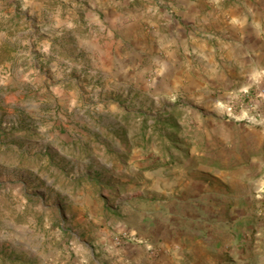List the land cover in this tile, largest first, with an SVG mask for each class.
I'll return each mask as SVG.
<instances>
[{
    "label": "rangeland",
    "instance_id": "rangeland-1",
    "mask_svg": "<svg viewBox=\"0 0 264 264\" xmlns=\"http://www.w3.org/2000/svg\"><path fill=\"white\" fill-rule=\"evenodd\" d=\"M164 6L0 0V264H61L82 241L138 244L150 226L167 245L152 256L209 230L225 241L216 264H264L246 228L264 206V88L210 93L157 79L158 53L124 61L153 30L140 17Z\"/></svg>",
    "mask_w": 264,
    "mask_h": 264
},
{
    "label": "crops",
    "instance_id": "crops-1",
    "mask_svg": "<svg viewBox=\"0 0 264 264\" xmlns=\"http://www.w3.org/2000/svg\"><path fill=\"white\" fill-rule=\"evenodd\" d=\"M146 12L149 19L141 15L139 20L148 22L153 30L142 37V44L141 40L133 44V53H126L124 61L135 63L142 53H158L157 79H199L213 89L210 93L221 89L222 84L235 85L234 79H243L238 82L242 84L240 90L250 88L253 83L264 88V78L259 72L254 73L264 63H253L254 58L264 57V0H165L163 8ZM145 47L150 51H145ZM219 97L215 95L213 99ZM249 112L241 111L247 118L252 116ZM227 188H233V182ZM249 218L247 231L254 229L264 241V206L255 211L254 220ZM197 236H187L185 249L171 254L163 249L152 256L148 249L166 245V240L159 241L155 226L138 232V244L115 246L105 233L95 242L82 241L84 248L75 246L74 259L61 264H179L180 260L185 264H216L225 241L211 235L209 230L204 236Z\"/></svg>",
    "mask_w": 264,
    "mask_h": 264
},
{
    "label": "built area",
    "instance_id": "built-area-1",
    "mask_svg": "<svg viewBox=\"0 0 264 264\" xmlns=\"http://www.w3.org/2000/svg\"><path fill=\"white\" fill-rule=\"evenodd\" d=\"M257 96H258V97H264V90L259 91L258 94H257ZM229 110H230V109H229ZM123 237H125L124 234L122 235L121 238H123ZM129 237H130V236H129ZM130 239H132V238H130Z\"/></svg>",
    "mask_w": 264,
    "mask_h": 264
}]
</instances>
